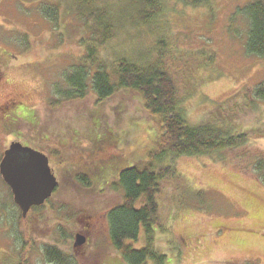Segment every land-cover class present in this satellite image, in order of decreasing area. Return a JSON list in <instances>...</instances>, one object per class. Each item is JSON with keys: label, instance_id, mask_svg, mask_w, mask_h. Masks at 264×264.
I'll list each match as a JSON object with an SVG mask.
<instances>
[{"label": "rangeland", "instance_id": "374dc122", "mask_svg": "<svg viewBox=\"0 0 264 264\" xmlns=\"http://www.w3.org/2000/svg\"><path fill=\"white\" fill-rule=\"evenodd\" d=\"M76 1L0 0V103L28 93L37 115L34 123L0 124V158L17 140L11 133L23 130L25 143L52 152L59 183L51 199L24 218L0 176V264H50L45 251L52 247L72 264H127L109 233L106 213L123 199L111 183L119 171L148 162L137 151L157 140L159 118L130 89L102 101L91 85L83 98L59 94L67 88L65 75L87 53L83 40L91 38ZM252 1L192 7L168 0L158 22L145 25L129 0H98L117 26L99 50L109 70L119 57L154 61L158 40L165 39L164 65L189 123L222 117L232 133H248L239 148L154 163L171 164L180 176L162 182L158 197L168 233H156L155 248L167 255L166 264H264V100L252 94L264 82V58L247 52L249 23L236 14ZM55 5L54 22L46 11ZM232 98L237 105L223 118L219 107ZM77 235L86 238L83 246H75ZM144 239L142 233L136 247Z\"/></svg>", "mask_w": 264, "mask_h": 264}, {"label": "trees", "instance_id": "16d2710c", "mask_svg": "<svg viewBox=\"0 0 264 264\" xmlns=\"http://www.w3.org/2000/svg\"><path fill=\"white\" fill-rule=\"evenodd\" d=\"M177 1L192 7L207 5L209 2ZM76 2L77 11L83 15L91 38L83 40L87 45V53L65 75L67 88L59 94L70 100L83 98L91 85L98 101H102L110 98L118 89H130L138 92L145 108L159 118V137L150 148L145 150L144 147L137 151L138 159L147 156L148 162L119 171L117 179L111 183L112 189L122 191L123 199L119 205L107 211L106 217L111 242L127 264H146L149 260L154 264H166L167 255L155 248L156 233L159 230L168 233V223L161 219L158 197L162 192V182H175L180 176L173 165L156 166L154 163H162L168 157L216 155L227 149L239 148L247 143L248 133H232L231 129L221 125L222 117L220 120L211 118L198 125L189 123L178 95V87L164 65L167 46L165 39L158 40V53L154 61L137 63L128 57H119L112 71L109 70L99 58V50L115 36L117 26L114 17H110L111 14L98 4V0ZM167 2L129 0L128 5L145 25H151L163 15ZM46 12L54 22L57 21L58 6ZM236 12L249 23L247 52L264 58V0L248 2L238 7ZM123 14L120 12L119 17ZM252 94L255 100H264V82L257 85ZM226 104H229L227 108L223 104L219 107L223 118L234 109L237 102L235 104L232 98ZM78 177L82 183L90 185L86 176ZM142 233L145 245L136 247ZM45 257L52 264H72L71 259L57 247L47 248Z\"/></svg>", "mask_w": 264, "mask_h": 264}, {"label": "water", "instance_id": "95a60500", "mask_svg": "<svg viewBox=\"0 0 264 264\" xmlns=\"http://www.w3.org/2000/svg\"><path fill=\"white\" fill-rule=\"evenodd\" d=\"M0 172L24 217L33 207L45 204L58 186L48 157L20 142H13L5 151ZM85 242L83 235H77L75 246Z\"/></svg>", "mask_w": 264, "mask_h": 264}, {"label": "flooded vegetation", "instance_id": "af4514ba", "mask_svg": "<svg viewBox=\"0 0 264 264\" xmlns=\"http://www.w3.org/2000/svg\"><path fill=\"white\" fill-rule=\"evenodd\" d=\"M7 52H4L3 54H6ZM2 58H0L1 60ZM4 79V71L0 69V81ZM25 94L21 96L22 98L18 101L14 100L13 102H4L0 103V124L4 123L6 127L8 125L16 122V124H19L20 122H35L37 119L36 111L27 104L26 96ZM3 126V125H2ZM11 135H15L17 137V140H12L9 145L5 148L3 153L1 154L0 163L5 155V151L11 146L13 142H20L23 146L30 147L38 152H41L45 154L49 159V164L52 170V152L48 151L47 149H41L42 147H34L28 143H25L24 133L23 130H17L16 133H11ZM34 138V136H33ZM1 179H3L2 174L0 172ZM4 181V179H3ZM25 218V217H24ZM52 264V263H50Z\"/></svg>", "mask_w": 264, "mask_h": 264}]
</instances>
